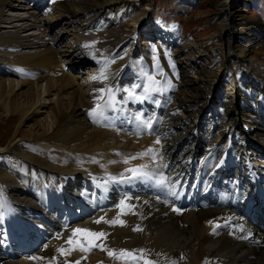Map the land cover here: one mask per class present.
Wrapping results in <instances>:
<instances>
[{
	"label": "bare ground",
	"instance_id": "1",
	"mask_svg": "<svg viewBox=\"0 0 264 264\" xmlns=\"http://www.w3.org/2000/svg\"><path fill=\"white\" fill-rule=\"evenodd\" d=\"M44 1L0 0V75L20 78L25 74L17 83L9 79L7 86L0 81V108L8 115L6 119L14 122L17 117L20 124L37 110L48 109L46 122L34 124L39 131L30 126L11 133L8 126L0 137V201L10 206L12 220L25 229L29 222L58 226L53 216L42 212L31 199L28 182L55 184L72 178L64 190L72 189L76 196L66 199L64 193L63 207L66 211L84 210L90 204L86 196L90 191L83 187L86 182L90 181L92 188V183H105L106 174H115L116 180L128 168L147 165L151 170L163 159L164 173L153 174L158 180L176 181L170 188L178 194L173 195L165 184L144 183L134 192L126 182H118L124 190L113 199L112 207L98 215L104 218L101 223H89L86 214L84 221L75 219L46 246L33 248L44 261L33 263L0 253V264H48L51 255L60 264L54 251L73 227L83 223L87 225L80 229L106 234L97 239L105 245V254L144 249L143 258L154 264H264V213H245L240 202L228 199L223 186L227 175L239 181V190L244 186L245 190L249 171L264 170V62L255 63L249 54L256 48L264 56L257 21L238 14L230 0L218 3L213 12L217 30L206 38L209 45L204 52L202 44L179 41L172 28L161 22L157 24L164 27L157 25L147 34L145 14L150 0H145L142 9L135 6L137 0H48V7H43ZM113 2L120 6L112 7ZM6 9L8 13L3 12ZM129 9L133 17L127 23L124 17ZM39 13L48 18L39 19ZM61 22L49 37L50 26ZM139 39L143 41L138 43ZM95 40L98 42L92 43ZM148 41L154 45L147 47ZM86 44L88 48L83 47ZM53 45H58L57 49ZM105 60H111L106 69L109 79L93 81L100 70L97 62ZM167 61L174 64L172 74ZM82 65L86 71L72 74ZM148 75L153 77L152 86L161 90L143 101L130 99L129 90L137 96L143 94L150 83ZM243 76L253 79L257 92L245 87ZM42 81L47 104L39 101ZM33 84L38 88L36 95ZM14 86L17 90L28 87L22 102L17 103ZM108 86L116 90L115 101L125 104L159 100L158 115L150 129L153 135L135 138L121 130L90 125L88 113L95 107L94 101L100 102L97 89ZM4 88L7 91L1 98ZM222 93L226 94L223 101ZM243 96L256 99L246 114L241 108L246 103ZM49 144L60 154L52 158L36 155V145ZM149 148L158 152L155 160L149 154L123 163ZM226 150L228 154H223ZM254 160L257 165L251 163ZM126 196L131 197L126 201L131 207L121 210L119 201ZM238 209L241 215L236 213ZM229 218L232 222H227ZM113 220L123 221V225L104 222ZM217 222L221 227L214 228ZM240 225L246 230L233 229ZM28 239L32 241L31 236ZM30 248L32 245L22 250ZM105 254L90 255L85 262L120 264Z\"/></svg>",
	"mask_w": 264,
	"mask_h": 264
},
{
	"label": "rangeland",
	"instance_id": "2",
	"mask_svg": "<svg viewBox=\"0 0 264 264\" xmlns=\"http://www.w3.org/2000/svg\"><path fill=\"white\" fill-rule=\"evenodd\" d=\"M111 1L112 0H108L109 3ZM223 1L225 0H150V6L146 7L144 6L146 4L145 0H141V1L137 0L135 3L136 4L135 6L138 9H142L145 7L147 8L146 14H145V19H146L145 24L148 25V31H146L147 34L149 33V31L150 32L154 31L153 27L156 28L157 25L160 27H164L165 25H168L172 28L174 34L176 35V38L177 39L179 38V41L186 42V43L193 42V43L200 44V45L202 44L201 50L206 52L208 45H209V43H207L206 41V38L210 36L212 33H214L217 30V26H218L217 21L215 20L213 16V12H214L215 6L218 3H221ZM230 1L232 3V7L238 9V14H241L242 17L257 21V25L260 30V39L264 40V0H230ZM47 5H48V0H45L43 3V7H48ZM114 5L115 7L120 6L119 4H115L113 2L112 7ZM9 9L11 11H14V8H9ZM130 10L131 9L128 10L129 11L128 16L126 15V17H124V20H127V23L133 17L132 16L133 11H130ZM3 12L8 13L7 9L4 10ZM45 15H48V13H46ZM41 17L48 18V16H42V14L39 13L38 18L40 19ZM235 19L238 20V17L236 16ZM157 22H161L165 25L157 24ZM172 24H174L176 29L172 26ZM61 25H63V23L62 24H52L50 26V30L48 31L47 35L49 37L54 36L55 32ZM91 32H93V30H88V33H91ZM141 41L143 40L139 39L138 43H140ZM96 42L98 41L97 40H95L94 42L92 41V43H96ZM151 45H154V42L148 41L147 47H151ZM53 47H56L57 49L58 45H53ZM262 53L263 52L258 51V49L256 48H251V51L249 54L251 58L253 59V61L255 63H258L259 61L264 62V56L262 57ZM168 62L169 61H167V68L172 74L174 72L175 67L172 61L171 63H168ZM67 68L68 67L65 66V70H67ZM79 68L76 71L74 70L72 74L73 73L77 74V73H80L81 71L82 72L86 71V70H83L84 68L83 65L82 67H79ZM22 76L25 77V74H23ZM24 77H20V78L24 80ZM243 77H244L245 87H247L248 90L253 89L255 92H257L253 84V81H252L253 79L251 80V79L245 78V76ZM0 78H1L0 81H3L5 86H7L9 79L14 81V83H17L20 80V78L14 77L11 74L0 75ZM15 78H18V79H15ZM38 84L39 83H37V85ZM40 84H41L40 85L41 89H39V92H40L39 101L40 103L47 104L48 97L42 93L45 83H43L42 81L40 82ZM27 88L28 87H21L20 88L21 90L20 89L17 90L18 89L17 87L15 86L13 87L14 92L18 91L17 92L18 95L15 96V99H17V103L22 102V100L25 98L24 91ZM6 89L7 88H4V93H2L1 98L4 97L6 93L5 91H7ZM31 89L33 93H35L36 95L38 88H36L35 85L33 84ZM225 96L226 94L222 93L220 95V100L223 101L225 99ZM252 96L254 97L253 94ZM242 99H244L246 103L243 105L241 104L240 105H241V108H244L245 110L244 113L246 114L253 108V105H254L253 101H256V99L255 98L253 99L250 96H243ZM47 111H48L47 108L39 109L37 110L36 114H33L31 116V118L27 120H23L24 122L20 124L17 117L14 122H11L9 119H6L8 115L6 116L3 110L0 108V137L5 135V132L8 130V126L11 129V133H14V131L17 128H19L20 130L22 129L21 131H26L27 128L30 126H31V129L34 130V132L39 131L38 128L34 124H36V122L39 120L41 121V123H45L46 121H44V116H46ZM47 120H48V117H47ZM47 122H49V120ZM10 138L6 139L7 143ZM245 142L246 141L243 140L244 144ZM36 146H37L36 148H38L36 155L42 158L45 154H48V158H52L53 154H57V155L60 154V150H57L51 147V144L45 145V146H41V145H36ZM202 150H204V148L199 151H202ZM251 163L254 165H257L256 161L255 163L253 162ZM65 193H66L65 194L66 199L73 198L76 196L75 195L76 191L72 189H70V191L67 190ZM101 253L105 254V252L103 251ZM0 262H2V260Z\"/></svg>",
	"mask_w": 264,
	"mask_h": 264
},
{
	"label": "snow or ice",
	"instance_id": "3",
	"mask_svg": "<svg viewBox=\"0 0 264 264\" xmlns=\"http://www.w3.org/2000/svg\"><path fill=\"white\" fill-rule=\"evenodd\" d=\"M83 47L88 48L89 45H83ZM94 58V57H93ZM114 59V58H112ZM111 63V60H105V61H98V67H99V74L95 75L92 77L93 81H100L101 83H103L104 81L108 80L109 77L106 74V69L108 67V65ZM157 68H158V63H157ZM161 76H163V73L160 72L159 73ZM147 80L150 82L148 86L144 87V92L142 95L137 96L134 93V90H129L128 91V97L130 99H135V100H139V101H143L145 99H148L151 94L153 92H158L161 89L159 87H153L152 86V80L153 77L151 75L147 76ZM168 84L169 87H171L170 82H166ZM136 87H140L139 85H137ZM97 91L100 93V96L97 97V100H103V103H99L94 101L95 103V107H93L88 115L90 118H94V122L96 119H99L103 116L104 111L106 109H109L111 107L114 106L115 104V89L111 86H108L106 88H99L97 89ZM107 96V99H104V97ZM155 103V101H153ZM136 119L138 121H140L141 127L150 130L152 128V124H153V119L151 117H149L147 120H141V118L139 116L136 117ZM156 144L160 143V139L157 138V140L155 141ZM152 154V159L155 160L156 156L158 155V152H156L154 149L149 148L145 153H141L138 154L136 156H131L129 158H126L123 163L128 164L130 162V160L132 159H138L141 158L144 155H149ZM148 168L147 165H141L137 168H128L125 170L126 173H131L130 176L125 175L124 173H121L120 176L118 178H115L117 182H133V181H151L152 180V175L146 170ZM158 184L160 185H164L165 184V180L164 179H160L157 181ZM169 185L171 184H175L176 181H170L168 182ZM170 190L172 191L173 195H177L178 193L170 188ZM131 199L130 196H126L121 198V200L119 201L118 206L121 207V209L123 210L124 208H129L131 207L130 205H128L126 203L127 200ZM176 209H174L175 211ZM103 217H101L99 220L95 221L96 223H101V221H103ZM106 223H109L111 225H115L117 222H119L121 225H123V221H104ZM211 223V221L209 222ZM221 227V225H214V228H219ZM137 230V229H134ZM243 226L240 227V231H243ZM106 234L103 232H92L90 230H86V229H72L71 230V235L68 237L67 243L69 245H77V247L79 248L80 251L82 252H88L90 251L93 247H96L95 245V241L101 237H104ZM74 237H80L83 238V240L86 242V246L85 244H82L80 242L79 239L74 240ZM73 249L69 248L67 251L71 252ZM103 250V249H101ZM62 255L64 254V250L60 249L58 250ZM139 252L140 255L138 256L136 253ZM108 256L118 260V261H122L123 264H154L153 261L143 258L145 255V250L144 249H133V250H120L119 252H116L114 250H109L108 251ZM31 260L34 261H38L41 260L42 258L40 256H33L30 257ZM52 259H56L55 257H53ZM65 264H67V262H65ZM76 264H79V261L76 262Z\"/></svg>",
	"mask_w": 264,
	"mask_h": 264
}]
</instances>
